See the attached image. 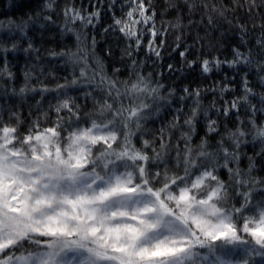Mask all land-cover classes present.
Listing matches in <instances>:
<instances>
[{"label":"snow or ice","instance_id":"1","mask_svg":"<svg viewBox=\"0 0 264 264\" xmlns=\"http://www.w3.org/2000/svg\"><path fill=\"white\" fill-rule=\"evenodd\" d=\"M103 4L96 0L84 15L85 9L66 3L61 31L73 32L70 25L76 22L95 28ZM115 4L109 0L112 23L104 32L118 31L129 42L121 51V60L130 61L126 78H120L119 67L111 75L105 71L94 51L95 37L89 51L81 31L76 32L75 51L45 50L48 57L71 66L62 83L31 87L32 71L25 70L18 91L3 90L5 98L38 91L43 99L52 93L55 103L50 101L43 113L50 126L42 127L38 117L26 128L18 111L6 100L0 104V264H264V93L258 105L251 102L256 93L248 72L241 76L243 94L225 101L224 107L213 101L205 108L199 88L185 87L179 96L174 89L163 91L155 78L163 73L145 75L136 54L145 48L160 59L166 41H156L169 27L179 28L180 17L176 24L158 28L152 0H125L128 10L120 17ZM40 7L26 20L0 22V29L26 36L44 12V20L54 24L57 0H43ZM198 7L208 14L209 26L216 18L232 25L229 14L235 19L244 9L253 29L257 19L261 29L255 55L251 47L242 52L233 46L231 60H200L202 73L224 64L237 72V65L255 66L264 85V0L211 6L207 0L200 5L167 0L171 10L193 12ZM235 28L241 45H247V23L237 21ZM206 39L211 44L206 33L191 47L203 46ZM176 40L178 49L181 36ZM7 43L0 36V55L20 50L16 42L10 48ZM22 50L35 53L36 61L43 59L30 39ZM188 51L185 47L179 55L191 68L198 61L187 60ZM167 70L181 71L173 64ZM3 79H14L6 56L0 65ZM218 90L221 99L232 91L228 86ZM241 108L247 120L241 119ZM213 110L216 119L209 115ZM233 113L235 127L221 131L219 117L227 120ZM149 123L158 127L149 128ZM249 143L259 144L260 150L248 155L244 149Z\"/></svg>","mask_w":264,"mask_h":264},{"label":"trees","instance_id":"2","mask_svg":"<svg viewBox=\"0 0 264 264\" xmlns=\"http://www.w3.org/2000/svg\"><path fill=\"white\" fill-rule=\"evenodd\" d=\"M43 0H0V22L4 25L8 24L9 20L15 22H20L21 20H26L28 14H35L41 11L40 5ZM96 0H57V7L54 12L51 13L54 24H48L43 16L47 15L44 12L40 17H38L34 23H32L26 30V36H21L19 32L10 31L6 27L0 29V36H6L8 43L7 47H11L12 42L18 44L19 51L8 52L0 55V65L3 63V57L6 56L10 71L14 74V79L8 81L7 79L0 80V104H4L5 100L7 105L11 106L13 110L19 112L21 118L23 119L24 128L27 127L32 121L40 118V124L42 127L50 126V121H45L43 118V113L48 111L49 102L55 103L54 94L47 93L44 98H41L40 93L37 91L35 93H26L23 97L9 95L6 98L3 97L2 93L4 89L15 88L17 91L21 86L24 85V71H32V76L29 81L31 87L40 88L43 85L48 87H55L57 82L62 83L63 78L68 76L72 71L71 66H65L62 62L58 60H53L46 55V49H55L59 51L61 48L70 47L75 51L76 45V32H83L86 45L89 46V51H92L90 47L92 44V37H95V53L99 59L103 60L105 71L111 75L113 68L119 67L121 72L119 74L120 78H126L128 68L126 65L130 63L125 57L121 60V51L124 49L128 41L125 40L123 35L118 31L109 30L104 32L112 23V12L108 11L107 5L109 0H104V4L101 9V17L99 23L96 24L95 28L88 26L82 27L80 22H76L70 25L74 31L73 32H62L61 29L64 26V17L62 14V9L66 3L73 4L77 8H83L86 11L84 15H87L92 11L91 4H94ZM155 10L157 12L156 16V26L162 28L163 26L174 25L177 23V17H180L179 28L169 27L166 35L157 39L156 43H159V39H164L166 42L164 46L160 49L161 58L157 59L154 55H151L142 48L139 53L136 54V59L144 62V67L141 71L147 75L148 73H163L162 76H156L160 82L164 85L163 91L174 89L176 95L182 94V90L185 87L190 89L199 88L201 91V102L205 108H210L213 101L216 103V107H224L225 101H231L234 97L243 94V88L241 84V76L244 72H248L249 83L253 91L256 93L255 98H251L253 104H259V96L264 93V85H261L255 70V66L252 68H247L244 65H237L239 71H235L229 68L227 64L221 66L220 69H216L213 66V71L207 74L202 73L199 67V61L202 59H213L218 57L221 60H231L232 59V47H240L242 52H247L248 48L253 49V55L256 54L255 40L260 36L261 29L259 28V19L255 21L256 28L253 29L252 21L245 15V10L240 9L236 13L235 19L229 14L228 20H232L233 23L230 25L227 21L222 18H216L215 24L213 26L208 25V14L205 13L203 8L198 7L195 11L189 12L187 8H181L180 10H171L167 8V0H152ZM181 4L184 0H179ZM202 0H195L197 5H200ZM244 0H241L243 3ZM209 6L216 4H229L230 0H207ZM125 0H116L114 7V13L117 17L123 16L128 10L125 5ZM261 11H264L262 9ZM237 21H243L247 23L250 35L246 36L245 39L248 41L247 45H241L239 39L238 30L235 28ZM45 25L40 27V25ZM182 29V31H181ZM207 33L211 40V44L206 39L203 42V46L197 44L195 47H191L197 36L205 37ZM181 36L180 48H176L177 40L176 37ZM29 39L33 43L35 48L40 50V56L43 58L40 61L35 60V53L25 54L22 50L27 47ZM147 35H145L143 43L147 44ZM185 47L189 48L186 55L187 60H197V64H194L191 68H188L187 64L180 57V51H183ZM111 50V54H108V50ZM173 49H176L175 51ZM168 64H173L177 69L181 71L169 72L167 70ZM32 65H35V69L32 70ZM54 72L55 79L50 73ZM78 74V69H77ZM227 77V79L225 78ZM235 77V79H233ZM221 86H228L232 91L224 93L223 98L220 97V92L218 90ZM216 88V91L212 89ZM73 95L79 96L78 92L72 93ZM37 101L40 104L37 105ZM79 103L84 104L83 99L79 100ZM192 101L189 100L188 104ZM89 103L87 108H90ZM187 110V109H186ZM241 119L247 120V116L244 114V108L240 109ZM163 115V113H162ZM209 115L216 119V112L210 111ZM54 118V116H53ZM7 119V117H6ZM220 128L221 131L225 127L233 128L235 127V114L233 113L227 120L221 115ZM260 121H264V116L260 117ZM203 123L204 119L201 116V134H203ZM149 128L158 127V123L153 125L148 124ZM23 131V129H22ZM150 138V137H149ZM199 139V137H197ZM251 140V137H249ZM260 150V145H253L249 143L244 151L248 155H253L254 152Z\"/></svg>","mask_w":264,"mask_h":264}]
</instances>
